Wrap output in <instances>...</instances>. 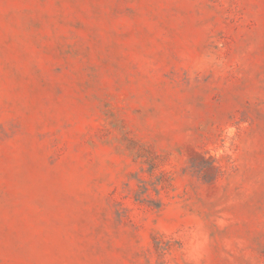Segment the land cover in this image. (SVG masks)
<instances>
[{
    "label": "rangeland",
    "instance_id": "374dc122",
    "mask_svg": "<svg viewBox=\"0 0 264 264\" xmlns=\"http://www.w3.org/2000/svg\"><path fill=\"white\" fill-rule=\"evenodd\" d=\"M0 264H264V0H0Z\"/></svg>",
    "mask_w": 264,
    "mask_h": 264
}]
</instances>
